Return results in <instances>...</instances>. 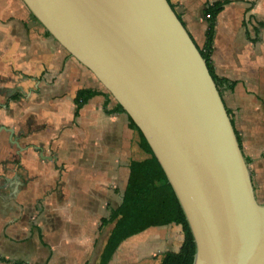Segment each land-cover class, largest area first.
I'll use <instances>...</instances> for the list:
<instances>
[{"label": "crops", "instance_id": "obj_1", "mask_svg": "<svg viewBox=\"0 0 264 264\" xmlns=\"http://www.w3.org/2000/svg\"><path fill=\"white\" fill-rule=\"evenodd\" d=\"M199 49L209 6V64L264 204V0H168ZM63 50L21 0H0V264H100L132 160L147 156L124 113ZM81 89L100 92L74 117ZM16 91L15 100L9 92ZM108 100L105 107L104 104ZM43 157H40V155ZM182 242L179 225L150 227L120 243L108 264H160Z\"/></svg>", "mask_w": 264, "mask_h": 264}, {"label": "water", "instance_id": "obj_2", "mask_svg": "<svg viewBox=\"0 0 264 264\" xmlns=\"http://www.w3.org/2000/svg\"><path fill=\"white\" fill-rule=\"evenodd\" d=\"M21 2L143 135L192 234V264H264V204L207 63L168 0ZM3 132L19 149L14 130Z\"/></svg>", "mask_w": 264, "mask_h": 264}, {"label": "trees", "instance_id": "obj_3", "mask_svg": "<svg viewBox=\"0 0 264 264\" xmlns=\"http://www.w3.org/2000/svg\"><path fill=\"white\" fill-rule=\"evenodd\" d=\"M223 3L209 6L205 13L209 15V30L206 42L200 54L207 63L210 75L217 87L220 81L214 76L209 64V52L212 40V26L216 15L221 11ZM46 34L50 36L47 32ZM100 92L91 89H81L74 98V117L89 99ZM107 97H111L107 92ZM108 100L105 102L106 107ZM124 113L115 103L112 110L106 112ZM129 127L137 133L138 146L147 156L143 160H132L129 164V175L122 201L117 209L110 212L107 219L102 220V226L113 225L100 255V264H108L121 242L137 235L150 227H163L170 224L179 225L182 232V242L177 252H166L162 255L160 264H192L195 245L192 234L186 222L177 198L168 183L166 176L156 158L153 156L143 135L128 118Z\"/></svg>", "mask_w": 264, "mask_h": 264}, {"label": "flooded vegetation", "instance_id": "obj_4", "mask_svg": "<svg viewBox=\"0 0 264 264\" xmlns=\"http://www.w3.org/2000/svg\"><path fill=\"white\" fill-rule=\"evenodd\" d=\"M17 92L14 90V91H12V92H9V99L10 100H15V98L17 97ZM9 130V129H11V128H9V127H7V126H2V127H0V131L2 130V131H4V130ZM7 133V132H6ZM8 134V133H7ZM9 135V134H8Z\"/></svg>", "mask_w": 264, "mask_h": 264}, {"label": "rangeland", "instance_id": "obj_5", "mask_svg": "<svg viewBox=\"0 0 264 264\" xmlns=\"http://www.w3.org/2000/svg\"><path fill=\"white\" fill-rule=\"evenodd\" d=\"M97 85H98L100 88H102V87L100 86V84H99V83H97ZM102 90H104V89L102 88Z\"/></svg>", "mask_w": 264, "mask_h": 264}, {"label": "built area", "instance_id": "obj_6", "mask_svg": "<svg viewBox=\"0 0 264 264\" xmlns=\"http://www.w3.org/2000/svg\"><path fill=\"white\" fill-rule=\"evenodd\" d=\"M207 17H209V15H207Z\"/></svg>", "mask_w": 264, "mask_h": 264}]
</instances>
